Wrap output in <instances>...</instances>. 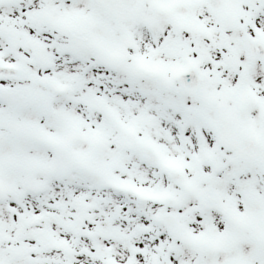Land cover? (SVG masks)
Instances as JSON below:
<instances>
[{"label": "snow or ice", "instance_id": "6c2138e0", "mask_svg": "<svg viewBox=\"0 0 264 264\" xmlns=\"http://www.w3.org/2000/svg\"><path fill=\"white\" fill-rule=\"evenodd\" d=\"M0 264H264V0H0Z\"/></svg>", "mask_w": 264, "mask_h": 264}]
</instances>
